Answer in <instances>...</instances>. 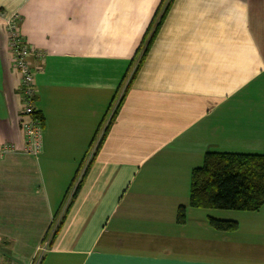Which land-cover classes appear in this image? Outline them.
<instances>
[{"label":"crops","instance_id":"1","mask_svg":"<svg viewBox=\"0 0 264 264\" xmlns=\"http://www.w3.org/2000/svg\"><path fill=\"white\" fill-rule=\"evenodd\" d=\"M166 3L0 0L1 254L29 264L47 243L39 264H264V205L188 204L206 153L264 155V0H172L136 69ZM15 13L43 54L36 156L8 48Z\"/></svg>","mask_w":264,"mask_h":264},{"label":"trees","instance_id":"2","mask_svg":"<svg viewBox=\"0 0 264 264\" xmlns=\"http://www.w3.org/2000/svg\"><path fill=\"white\" fill-rule=\"evenodd\" d=\"M171 1L167 0L159 15L156 16L158 12L155 13L150 27L151 30L149 28L147 32L149 37H147L146 46L137 61L136 69L141 65ZM113 117L104 129L98 145ZM38 118L42 121L39 116ZM78 188L79 184L74 189V193ZM188 202L192 208L244 212L258 211L264 205V155L206 153L203 156L201 166L191 171ZM61 219L55 231L61 223ZM184 219V207H179L176 221L181 224ZM208 221L209 225L218 231L232 232L237 229L235 221L212 218H209Z\"/></svg>","mask_w":264,"mask_h":264},{"label":"built area","instance_id":"3","mask_svg":"<svg viewBox=\"0 0 264 264\" xmlns=\"http://www.w3.org/2000/svg\"><path fill=\"white\" fill-rule=\"evenodd\" d=\"M21 18L12 14L5 20L8 38V48L11 54L12 67L17 72L20 82L21 121L20 126L24 136V152L36 156L41 148V120L35 108L36 90L35 72L31 60H42L43 54L29 45L21 36L19 24ZM6 149L0 147V156ZM47 243H43L29 264H39ZM0 264H19L14 259L0 253Z\"/></svg>","mask_w":264,"mask_h":264},{"label":"rangeland","instance_id":"4","mask_svg":"<svg viewBox=\"0 0 264 264\" xmlns=\"http://www.w3.org/2000/svg\"><path fill=\"white\" fill-rule=\"evenodd\" d=\"M95 145H96V142L92 145V147L90 148V151H89V154H88V156H90L91 154H92V152H93V150H94V147H95Z\"/></svg>","mask_w":264,"mask_h":264}]
</instances>
